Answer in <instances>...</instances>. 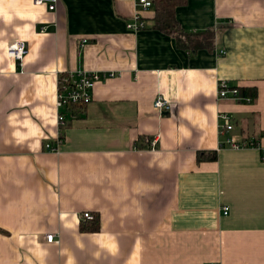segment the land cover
Wrapping results in <instances>:
<instances>
[{"label":"crops","instance_id":"obj_1","mask_svg":"<svg viewBox=\"0 0 264 264\" xmlns=\"http://www.w3.org/2000/svg\"><path fill=\"white\" fill-rule=\"evenodd\" d=\"M135 13L132 0H0V264H264V0H187L180 28L214 33L194 54L153 28L154 8L128 30ZM17 41L21 66L6 55ZM73 70L115 76L49 153L57 74ZM220 81L256 97L217 101ZM220 113L258 147L221 146Z\"/></svg>","mask_w":264,"mask_h":264},{"label":"built area","instance_id":"obj_2","mask_svg":"<svg viewBox=\"0 0 264 264\" xmlns=\"http://www.w3.org/2000/svg\"><path fill=\"white\" fill-rule=\"evenodd\" d=\"M136 6V13L132 18V23L127 24V29L130 31H137L143 27L144 23L140 17L141 13L153 8V0H132ZM35 6H45L49 11H54L57 5V0H33ZM44 30H42L43 32ZM83 41L82 44H86ZM28 53V47L25 42L17 41L9 44L6 49L7 58L19 66L23 62ZM114 73L97 72L87 70H73L57 74L54 107L56 111V124L58 127V136L55 144L46 143L45 150L49 153H58L60 146L64 141V132L67 121L77 111L86 107L92 102V94L96 84L114 77ZM217 101H234V102H247L251 101L248 97L239 95V88L230 86L226 81H220L217 85L216 93ZM153 109L157 114H164L170 111V105L162 96H157L153 101ZM219 120V133L224 135L225 141L221 146H227L230 149H242L249 147H258L255 140L237 141L231 134L235 128V123L232 118L226 113L218 115ZM151 150L155 148V142L152 141L150 145ZM221 212L223 216H227L229 209L222 207ZM82 219L92 221L94 216L85 212L82 214ZM48 243L55 240V236L50 234L46 236Z\"/></svg>","mask_w":264,"mask_h":264},{"label":"trees","instance_id":"obj_3","mask_svg":"<svg viewBox=\"0 0 264 264\" xmlns=\"http://www.w3.org/2000/svg\"><path fill=\"white\" fill-rule=\"evenodd\" d=\"M186 1L187 0H153V8L155 11L152 21L153 28L162 33L174 36L177 46L190 54L203 50L212 51L214 46V33L212 31L206 30L198 33H188L180 28L175 17V12L177 8L185 5ZM239 95L242 97L255 98L256 89H239ZM214 159L215 154L207 156L201 153L198 154L197 157L198 162ZM90 222V226L87 229L98 231V219L94 217ZM82 229L85 230V227Z\"/></svg>","mask_w":264,"mask_h":264}]
</instances>
